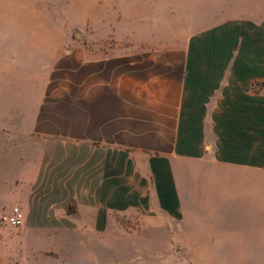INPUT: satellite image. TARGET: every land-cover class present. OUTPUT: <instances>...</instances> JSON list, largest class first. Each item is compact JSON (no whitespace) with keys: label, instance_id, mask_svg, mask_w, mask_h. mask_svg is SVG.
Listing matches in <instances>:
<instances>
[{"label":"crops","instance_id":"obj_1","mask_svg":"<svg viewBox=\"0 0 264 264\" xmlns=\"http://www.w3.org/2000/svg\"><path fill=\"white\" fill-rule=\"evenodd\" d=\"M252 1L182 45L156 32L158 18L127 17L65 35L50 59L33 39L1 40L17 64L0 70V209L18 205L25 225L0 264H110L109 245L83 235L112 232L103 219L118 216L157 247L187 235L185 248L206 251L194 264H264V89L251 92L264 82V32Z\"/></svg>","mask_w":264,"mask_h":264},{"label":"rangeland","instance_id":"obj_2","mask_svg":"<svg viewBox=\"0 0 264 264\" xmlns=\"http://www.w3.org/2000/svg\"><path fill=\"white\" fill-rule=\"evenodd\" d=\"M252 3H245L243 6L249 5L247 10H252V14L258 15L261 20V25L255 27L253 32L263 33L264 0H253ZM118 7L120 9H117ZM237 12L235 0H227L222 4L220 0H0V70L17 64L9 58L13 53L2 50V39H33L35 41L30 44H33L37 51L50 52V56L46 55V59H50L53 52L59 50L65 35H79L82 26L90 30L93 20L98 24L100 19L107 18H158L161 25L157 26L156 32L165 39L172 40V44L182 45L192 34L210 30L221 21H231ZM147 30L150 32L149 28ZM27 44L15 43L20 51ZM233 47H236L235 43ZM232 53L233 56L227 58V66L233 65L235 48ZM19 60V69L15 74L21 77L26 74L28 64L22 56ZM43 61L44 59L37 55V76L38 67L43 65ZM16 70L14 69V72ZM225 82H222L221 87ZM263 89L264 82L257 79L251 87V92H262ZM3 212L5 211L0 209V217ZM103 222H109L112 232L83 236L89 243L105 241L109 245L110 250H101L100 256L110 264H194L195 261L200 262L206 252L185 248L187 235L183 233L174 245L170 242L171 237L164 235L157 247L152 238L133 233V228H136L139 222L131 217L118 216L115 219H103ZM24 225L7 226L0 220V260L12 257L10 252H14L16 243L22 241L21 231Z\"/></svg>","mask_w":264,"mask_h":264},{"label":"built area","instance_id":"obj_3","mask_svg":"<svg viewBox=\"0 0 264 264\" xmlns=\"http://www.w3.org/2000/svg\"><path fill=\"white\" fill-rule=\"evenodd\" d=\"M0 220L4 225L21 227L25 223V214L19 206H14L10 211L3 212Z\"/></svg>","mask_w":264,"mask_h":264}]
</instances>
